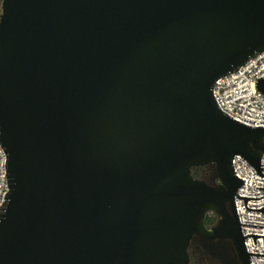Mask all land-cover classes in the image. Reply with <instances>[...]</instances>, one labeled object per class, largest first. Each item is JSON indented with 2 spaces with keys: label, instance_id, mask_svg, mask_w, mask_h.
<instances>
[{
  "label": "water",
  "instance_id": "obj_1",
  "mask_svg": "<svg viewBox=\"0 0 264 264\" xmlns=\"http://www.w3.org/2000/svg\"><path fill=\"white\" fill-rule=\"evenodd\" d=\"M262 52L264 0H3L0 264H191L196 236L222 264L220 240L264 257L235 203L264 197L233 167L264 179V127L213 95ZM209 165L216 186L192 174Z\"/></svg>",
  "mask_w": 264,
  "mask_h": 264
},
{
  "label": "built area",
  "instance_id": "obj_2",
  "mask_svg": "<svg viewBox=\"0 0 264 264\" xmlns=\"http://www.w3.org/2000/svg\"><path fill=\"white\" fill-rule=\"evenodd\" d=\"M264 77V52L257 55L238 72L220 78L214 85L213 95L221 111L242 124L255 127H264V95L259 93L256 83ZM6 154L0 145V208L5 196L9 192L6 175ZM261 165H264V155ZM233 167L236 176L245 181V187L238 190V195L245 198L259 199L264 197V179L260 178L256 170L241 156H235ZM264 174V169L262 172ZM236 209L247 252L264 255V214L248 211L245 202L235 198ZM249 209L264 208V198L249 200ZM251 264H264V257L250 256Z\"/></svg>",
  "mask_w": 264,
  "mask_h": 264
},
{
  "label": "flooded vegetation",
  "instance_id": "obj_3",
  "mask_svg": "<svg viewBox=\"0 0 264 264\" xmlns=\"http://www.w3.org/2000/svg\"><path fill=\"white\" fill-rule=\"evenodd\" d=\"M2 4H3V0H0V16H1V13H2L1 12ZM206 168H211L212 171H213V174H214L213 177L210 180H208V181L205 180L206 179L205 178V173L203 172L204 169H206ZM192 174H193L194 177L197 176V177H195L196 179L204 180L211 186H216L217 185L215 183V180L217 178V172H216V168H215L214 165H209V166H205V167H201V168H195V169H193ZM209 215H213V214H209ZM212 227H214V226H212ZM212 227H208V228H212ZM203 243H204V240L201 237L196 236L191 241V245H190V248H189V251L191 249H194V251H196L198 253V255H199V264H203L204 261L207 260L206 258H210L211 260H213V258L203 248ZM219 244L221 245L222 251L224 252L225 256L228 259V262H229L228 264H240V262L238 260V257H237V254H236V251H235V248H234L231 240H220ZM195 255H196L195 252H193V254H192L193 258L195 257ZM193 264H195V262ZM219 264H221V262Z\"/></svg>",
  "mask_w": 264,
  "mask_h": 264
},
{
  "label": "rangeland",
  "instance_id": "obj_4",
  "mask_svg": "<svg viewBox=\"0 0 264 264\" xmlns=\"http://www.w3.org/2000/svg\"><path fill=\"white\" fill-rule=\"evenodd\" d=\"M1 12H2V9H1ZM2 14V13H1ZM204 173H205V180H210L212 177H213V171H212V169L211 168H206V169H204V171H203ZM207 175V176H206ZM218 178V177H217ZM219 184V183H218ZM190 257H191V261L194 263L195 262V264H199V255H198V253L196 252V251H194V249H191L190 251ZM193 252H195V257L193 258V256H192V254H193ZM213 258V257H212ZM207 259V260H206ZM205 260L206 261H204V263L203 264H219L220 263V261L219 260H217V259H215V258H213V260H211L210 258H206ZM219 262V263H218ZM222 264V263H221Z\"/></svg>",
  "mask_w": 264,
  "mask_h": 264
},
{
  "label": "trees",
  "instance_id": "obj_5",
  "mask_svg": "<svg viewBox=\"0 0 264 264\" xmlns=\"http://www.w3.org/2000/svg\"><path fill=\"white\" fill-rule=\"evenodd\" d=\"M195 177H197V176H195ZM215 183L218 185V183H219V180H218V178H216V180H215ZM218 217L216 216V215H209L208 217H207V221H206V225L208 226V227H212V226H215L217 223H218ZM191 264H193V262L191 261Z\"/></svg>",
  "mask_w": 264,
  "mask_h": 264
}]
</instances>
